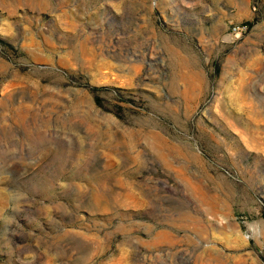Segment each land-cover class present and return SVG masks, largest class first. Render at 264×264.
Returning <instances> with one entry per match:
<instances>
[{
  "label": "rangeland",
  "instance_id": "374dc122",
  "mask_svg": "<svg viewBox=\"0 0 264 264\" xmlns=\"http://www.w3.org/2000/svg\"><path fill=\"white\" fill-rule=\"evenodd\" d=\"M0 264H264V0H0Z\"/></svg>",
  "mask_w": 264,
  "mask_h": 264
},
{
  "label": "built area",
  "instance_id": "2783aa9c",
  "mask_svg": "<svg viewBox=\"0 0 264 264\" xmlns=\"http://www.w3.org/2000/svg\"><path fill=\"white\" fill-rule=\"evenodd\" d=\"M246 29H247L246 26H237V27H233V29H232V33L238 35L239 33L244 32Z\"/></svg>",
  "mask_w": 264,
  "mask_h": 264
}]
</instances>
